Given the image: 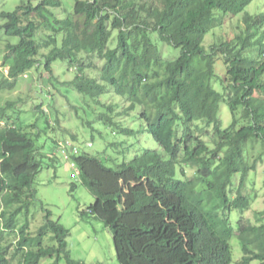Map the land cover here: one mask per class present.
I'll list each match as a JSON object with an SVG mask.
<instances>
[{
  "label": "trees",
  "instance_id": "trees-1",
  "mask_svg": "<svg viewBox=\"0 0 264 264\" xmlns=\"http://www.w3.org/2000/svg\"><path fill=\"white\" fill-rule=\"evenodd\" d=\"M253 1L77 0L74 17L52 20L50 7L60 6V0H41L35 6L29 0L15 11L0 12V30L20 38L5 45L4 62L12 60L5 66L8 76L15 80L41 63L53 75V63L68 59L78 74L67 83L101 107L95 121L132 136L134 129L122 119L138 108L145 132L165 153L148 148L117 168L86 152L73 156L82 182L95 197L80 216L106 224L121 264H231L235 234L243 250L238 264H264V210L258 213L260 224H245L241 218L237 231L227 215L244 212L254 200L243 192L258 161L248 158V146L260 144L259 158L264 155V15L245 12ZM217 10L223 17L245 12L244 32L207 49L204 41L211 28L206 21ZM42 25L52 32L44 43L35 40ZM114 30L117 45L110 48ZM58 32L64 34L61 42ZM157 39L179 49V56L165 55ZM43 46L51 49L39 59ZM83 52L103 59L99 79L87 75V69L96 67L83 62ZM218 57L225 67L220 75L215 71ZM111 97L129 106L123 110L120 101H102ZM222 102L232 115L227 127L220 117ZM12 106H0V264H14L9 246L2 245L4 234L16 237L22 255L17 264H40L49 256H56L51 264L62 258L67 264H85L70 257L69 230L50 211L32 229L33 183L42 161L38 138L8 122ZM42 106L35 108L42 111ZM95 121L83 124L93 126ZM185 166L196 169L193 177ZM237 174L240 183L232 197ZM48 236L57 246H44Z\"/></svg>",
  "mask_w": 264,
  "mask_h": 264
},
{
  "label": "rangeland",
  "instance_id": "rangeland-1",
  "mask_svg": "<svg viewBox=\"0 0 264 264\" xmlns=\"http://www.w3.org/2000/svg\"><path fill=\"white\" fill-rule=\"evenodd\" d=\"M28 1L0 0V12L15 11ZM30 1L35 6L41 0ZM60 1V6L50 7L52 20H59L68 16L74 17L77 0ZM245 12L264 15V0H254ZM244 13L237 16L223 17L220 11L217 10L216 14L210 15L206 24L211 29L204 41L205 47L209 49L211 45L217 42L227 41L244 32L242 17ZM32 19L38 18L32 17ZM3 22L4 19L0 18V25ZM51 33V29L42 25L35 35V40L44 43ZM63 36V32H58L55 37L61 42ZM19 40V37L7 36L3 29L0 30V106H6L8 102L15 103V106L7 109L6 114L11 116L8 122L21 126L24 131L38 138L37 157L42 161V167L33 183V188L37 190V194L35 198L31 199L30 205L29 216L32 229L36 231L43 223L47 211H50L51 218L59 220L69 230L67 250L72 259L83 261L85 264H121L117 258L112 232L106 224L92 216L84 218L80 216V211L87 210L95 201V197L88 186L82 182L80 175L76 173L77 165L74 160H66L56 150V142L64 139L72 140V134H76L77 140H73V142L79 147L80 153L86 152L97 156L106 166L112 168L130 162L136 154L148 148L158 150L164 156L165 153L155 139L145 132V123L139 120L137 116L138 108L131 113V116H124L122 119L123 122L126 121V126L134 129L135 133L132 136L119 134L103 122L95 121L101 107L99 104L93 103L90 97L78 92L77 89L67 83L78 74L77 69L71 67L68 59H58L53 63V75L41 63L37 65L38 67L28 70L27 77L24 76V73L13 80L11 76L4 72V67L11 66L10 62L12 60L4 62L3 56L5 45L7 43L16 44ZM156 42L162 47L165 55L167 53L169 57L179 56V49L173 48V50L168 44L169 48L166 44L162 46L161 41L158 39ZM108 45L110 48L116 47V30L112 31ZM50 49L51 47L43 46L39 59L42 55L47 54ZM79 56L83 57V62L86 64L91 62L96 67L87 69V75L99 79L100 68L104 64L103 59L96 54L88 55L85 52ZM224 70L222 57H218L215 66L216 74H223ZM213 83L218 90H221V85L217 79ZM50 96H53V98ZM112 100L122 102L121 109L123 110L129 106L128 102L119 98L102 99L107 103ZM37 105H43L42 111L35 108ZM220 117L224 127H227L232 121L231 112L225 102L220 105ZM57 119L60 121L58 126L54 125ZM85 120H94L95 122L92 126L87 123L83 124ZM2 124L4 123L2 122ZM33 125L35 126L32 127ZM199 125L203 127L204 123L199 122ZM140 130L144 132H139ZM38 133L40 136H37ZM205 139L209 141L210 137L205 135ZM89 143H92L91 146ZM111 143H117V145ZM247 150L249 153L247 156L251 161L258 158L257 169L249 173L246 186L243 189V192L250 193L254 200L244 212L238 210L227 212L235 231L238 229L241 218L245 224H260L258 213L264 210V155L261 159L259 158L262 153L260 144L255 147L249 145ZM73 164H75V167L72 166ZM178 170L180 172V167H178ZM195 171V168L185 166L187 176L193 177ZM239 183L240 174H237L231 186L232 197L237 193ZM73 184L76 185L74 190L72 189ZM15 240L14 235L4 234L2 245L9 246V256L12 257L14 264H17L22 255L17 253ZM230 244L231 264H238L243 256V250L236 234L230 240ZM44 246H57V243L48 236L45 239ZM55 260L56 256L45 257L41 259L40 264H51ZM258 263L259 261L254 260L250 264ZM56 264H67V261L62 258Z\"/></svg>",
  "mask_w": 264,
  "mask_h": 264
},
{
  "label": "clouds",
  "instance_id": "clouds-1",
  "mask_svg": "<svg viewBox=\"0 0 264 264\" xmlns=\"http://www.w3.org/2000/svg\"><path fill=\"white\" fill-rule=\"evenodd\" d=\"M4 72L9 74V69L8 67H4ZM25 77L28 76V73L26 72L24 74ZM92 143H89V145L91 146ZM57 151L62 154V156L66 159V160H70L73 159L74 155H78L80 154V149L78 146H76L74 144L73 141H71L70 139H64L63 141H59V144L56 147ZM76 164V162H75ZM75 164H73L72 166L75 167ZM77 165V164H76ZM76 173L78 175H80L81 171L79 170V168H76ZM241 259V258H240ZM259 264V263H258Z\"/></svg>",
  "mask_w": 264,
  "mask_h": 264
}]
</instances>
